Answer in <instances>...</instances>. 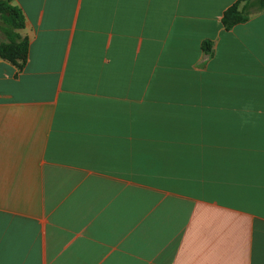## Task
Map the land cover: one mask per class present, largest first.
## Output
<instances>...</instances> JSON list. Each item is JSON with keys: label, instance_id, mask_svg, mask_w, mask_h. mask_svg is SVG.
Masks as SVG:
<instances>
[{"label": "crops", "instance_id": "crops-1", "mask_svg": "<svg viewBox=\"0 0 264 264\" xmlns=\"http://www.w3.org/2000/svg\"><path fill=\"white\" fill-rule=\"evenodd\" d=\"M0 1L30 43L0 58V264H264V11ZM138 188L144 241H93Z\"/></svg>", "mask_w": 264, "mask_h": 264}, {"label": "trees", "instance_id": "trees-1", "mask_svg": "<svg viewBox=\"0 0 264 264\" xmlns=\"http://www.w3.org/2000/svg\"><path fill=\"white\" fill-rule=\"evenodd\" d=\"M261 11H264V0H239L225 13L223 24L226 30L230 31L235 26L246 23L252 14ZM0 19L5 25L3 30L5 41L0 44V58L22 67L27 60L30 47L29 40L18 33L25 27L23 12L8 2L0 1ZM202 48L211 51V42H203Z\"/></svg>", "mask_w": 264, "mask_h": 264}, {"label": "rangeland", "instance_id": "rangeland-1", "mask_svg": "<svg viewBox=\"0 0 264 264\" xmlns=\"http://www.w3.org/2000/svg\"><path fill=\"white\" fill-rule=\"evenodd\" d=\"M4 22L0 19V44L5 41ZM143 188H138V208L136 218L109 220L103 227V233L93 236V241L104 242L106 248H112L117 244L132 243L134 241V231L138 232L136 242L144 241V234H139L144 228V204Z\"/></svg>", "mask_w": 264, "mask_h": 264}]
</instances>
